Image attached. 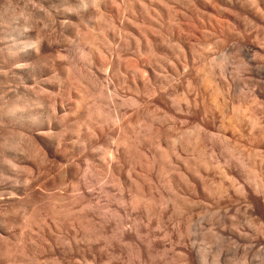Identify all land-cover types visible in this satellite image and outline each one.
Listing matches in <instances>:
<instances>
[{
  "label": "rangeland",
  "instance_id": "obj_1",
  "mask_svg": "<svg viewBox=\"0 0 264 264\" xmlns=\"http://www.w3.org/2000/svg\"><path fill=\"white\" fill-rule=\"evenodd\" d=\"M44 1L42 0V2H41V0H0V21H3V19L4 20L8 19V17L10 15H12L13 13H15L16 11H24L28 16L30 15L31 17H34V21L36 20L35 21L36 26L30 25V27L29 26H27V28L25 27L26 30H24V29L22 30V31H25V32H22V34L24 33L23 37H24V35H28V32H29V34H31V33L35 34V32H37V30H39V31L41 30L40 31L41 33H43L44 35H46L50 38H51V36H53V38H54V36L55 35L58 36V34L61 35V32L64 30L65 27H67L66 23H69V21L67 20L66 13L64 14L62 12L63 6L59 7L61 5V3L58 2L57 0L54 1V4L51 2L48 3L49 1L47 2L46 0H44ZM53 5H55V7H53ZM49 7H51V8L53 7L54 9L52 8V10H51ZM56 7H58V8L56 9ZM39 9H41V10H39ZM48 9H50L54 14V15L52 14L53 19H51V20L47 19L46 16H44V15H46L47 11H49ZM45 10H47L46 13H44ZM54 10H56V11H54ZM58 11H59V13L60 12L61 13L58 14ZM37 16H39V17L36 18ZM40 16H42V18ZM21 17L22 18H20V16H18V18L16 17L15 20H17V21H15V20L14 21L16 23L20 22L19 24H23L26 20V17H25V15H21ZM52 17H50V18H52ZM19 18H20V20H18ZM106 18L109 20V18L106 15L102 16V18H101V19H103L104 23H106L108 21V20H106ZM39 22H41V24ZM49 22H51L53 27H55V28H53L51 23H49ZM62 23H64V24H62ZM60 24H62L61 25L62 28L60 27ZM48 26H49V28H48ZM31 27H34V28H31ZM42 29H43V31H42ZM0 31H1V27H0ZM51 31H53V32H51ZM50 34H51V36H50ZM0 39H1L0 40V49H3L9 43H8V41L7 42L5 41V40H7V38H4V39L0 38ZM3 41H5V42H3ZM250 41L252 43H250L249 41H248V43L253 44V45L257 44L256 42H258L256 40L254 42V39H250ZM2 43H3V45H2ZM60 43L61 42H59V44ZM72 43L71 42L67 43V41L65 39L63 44L59 45L57 43H54V48L59 50L60 48H62L63 45H64L63 47H67V45H70ZM260 43H261L260 49L262 48L263 50L262 49L261 50L259 49V50L264 55V43H262V42H260ZM81 45L86 47L87 43L85 42ZM247 51L248 50L244 51L243 54L239 53L240 54L239 56L230 58V62H229V68L230 69L228 68V70H227L226 80L228 79L227 82H229V81H231V82L229 83L230 87L227 86L228 85V83H227L225 88H224L223 84H221V78H220V75L218 73H216V75H215V73L214 74L212 73L213 76H209V77H208V74H206V72L202 73V74H205V76L207 78L204 76V80L199 81L198 76L200 73L198 72V70L195 71V69H197L195 67H194V69L190 68L189 70H187L188 73L186 72V70H184V72H183V70H181V71H179L180 74L179 73L176 74L175 73L176 71L175 72L171 71L172 69L170 67L168 68V66L166 67V70H168V71L163 70L165 68H163V69L156 68L157 71L159 70V72H156V73H159V75H155L156 70H155V67H153L154 68V72H153L154 75L150 76L151 78H149L148 83L143 88V90L146 88L145 89L146 91L145 90L143 91L142 89L138 90V89H136V87H133V88H135V90L133 88H132L133 90L129 89L126 85V82L124 84L123 80H121L123 77V76H120L121 73H118L119 75L116 78L118 80V83H120V85L118 84V91L120 93L118 92L119 94H118V99L116 102L115 111H117V113L120 117H119V120L116 122L117 125L115 123L114 124L115 126H113L114 128H112L111 124L108 121H106V119H107L106 116L108 115L107 110L108 111L111 110V107H112V106L108 105V103H107V102H109V99L107 97H105L107 95L103 94V92L102 93L96 92L97 89L99 88L98 84L101 83L100 81L104 80L106 75L104 76L103 74L98 73L96 71L97 68L93 67L95 73L96 74L98 73L97 78L91 77L90 74H88L89 75L88 77H86L85 75H84V77L83 76L79 77L77 75L78 74L77 72L79 70H84V66L82 65L83 60H81V57L79 56V54H77L78 53L77 51H75L76 52L75 55L74 54L71 55L72 59L70 58L69 54H66L63 51L62 52L60 51L59 54H60V56L62 54L63 57L62 56L60 57L59 54L56 53L53 55H46V56H44V58H42L43 60L40 59L38 62L37 61L33 62V60L32 61L30 60V63H29L26 61L30 65L32 64V66L28 65V66H30V68L28 67L30 70L26 71L24 69V72H22L23 70H16V69L14 70L16 65H14L12 62H9L7 59L3 58L1 55L2 50H0V70H2V72H0V110H1L0 111V116H1V119H0V121H1L0 122V136L1 137L3 134H5L6 131H9L10 129L11 130L14 129V126L12 124V123H14V120H12V116H10V115L7 116V114H6L7 120L5 117H2L3 115L5 116V113H4L5 109L4 108L7 109L10 106V102H11L10 96H12V94H13L12 91L15 92V90H16L15 88L17 86H19L20 83H23L26 80L25 78L31 79V77H32V79L30 81L33 84L31 82L28 83L29 85H31L30 90L33 91V94H35V92H36L37 96H39L41 98L42 96L38 95L39 90L36 86L38 84L37 83L35 84L36 81L33 80L36 77H37V79L38 78L39 79L44 78V76L43 77L37 76V75H39L38 73H40L38 69L41 68L42 71H46L45 69L49 70V68H50L49 71L51 72V70H52L53 71V72H51L52 74H55L56 72L59 74L60 73L59 70H61V68L63 67V68H65V71L67 74L66 76H68L67 79L65 78L66 79V81H65L66 85L69 86L68 89L73 88L72 89L73 95L80 96L78 94H81V96H82V99H80V101L82 103L77 101L76 98H74V97L73 98L71 97L72 100L70 99L69 102L72 101L71 105L74 108H76L77 111L81 110V109H82V111H80V112L76 111L72 115L66 116L68 119V120H64L65 122L67 121L66 123H63L64 121L63 122L61 121V124H60V122H58L59 124H57V121H59V118L57 119L58 113L55 112V110L57 111L60 108L61 99H60V97H58V100L56 98V103H55L54 99L49 97V96H48L49 99H46L47 97L45 96V98H44V96H43V99H44V100H42L43 104L41 103V106L42 105L43 106L42 107L40 106L41 107L40 110L42 111V109H44V111H46V112H48V111L52 112L54 110V112H53V113H55L54 117H53L54 119H52L54 123L52 122V125L56 123V125L61 127L63 130L65 129L66 135H67L66 138L74 139V137H71V135L72 136L78 135V136H75L77 138L76 140L81 142V141H83L84 138H86L88 136V134L91 132V130L94 129L96 132H98V134L100 133L101 135H102V132H104L102 135L103 138L101 137L102 139H104L106 137V135H108V133H110L111 130H113L115 133H117L115 135H117V138L120 139V143L118 144L119 146L117 145L118 147L116 146L115 151H114L116 161L114 162L115 163L114 164L115 167L113 169L114 172L113 171L111 172L113 174L110 173L111 176H109L108 172H107L108 174L106 173V171H108L106 168L97 167L98 165L93 163V162L90 163V166L93 168L91 170V171H93L92 172L93 176H92V174H90L92 177L90 175H88L87 177H89V178H87V180L90 181V184L92 186L90 185L87 188L89 190H92L91 193H88V191H89L88 189L87 190L84 189L85 187H84V184H83L84 182L82 179V171H83L84 166L80 167L81 171L77 168V171L73 177V181L78 182L79 186L83 187V188H81V190L84 193L82 195L79 194V196H78V194L76 195V192L73 193L74 191L72 189L73 188L72 182L70 183V180H68V179H67V181H68L67 184H69V185H66L67 189H65V188H64L65 190L59 189L62 193L57 192L58 194H55L56 192L51 190L52 191V193H51L49 188H48V190H49L48 192L50 193V195L51 194H52L51 196L57 195V197L52 198L51 196H47L48 193H47V189L45 188L46 187L45 185L42 186L43 187L42 191H41V188H38V186L44 184L48 179L49 175L47 174L48 173L47 170H45L47 166L44 164H43V166H41L42 164L40 162L39 163L37 162L38 165L40 164L41 167L38 166L36 164L35 158L33 159L32 157H31L32 159L30 158V160H29V164H31V161H32L33 164H31V165H37L41 169L40 175L42 176V174L43 175L47 174V177L43 176V178H41L42 179L41 180L40 175L38 174L39 168L37 169V167L35 169H33V173H32V171L27 172L28 169H25V171L22 172L21 170L23 169V167H22L23 165H21V163H18V161H17L18 164L16 163L15 165H18V166H16V168L14 166V170H15L16 174H14L12 176V174H13L12 172H14V170H12L11 171L12 174H11L10 178L8 177V179H10V180L7 181L8 179L4 178L7 176H5L4 173H3V175H1L2 171H3L2 167L4 166V168H5L4 170H7L8 169L7 167L11 168L14 164L11 165L8 163L10 165L9 166L3 162L4 161L3 158L4 157L7 158L10 154V151L5 152V151H1V149H0V160H1L0 162H3L2 166L0 165V170H1L0 171V180H1L0 181V196L2 195L0 197V207H1L0 211L1 212L3 210L6 211L5 213L4 212L0 213V215L2 214L1 215L2 217L0 216V220H1L0 225H2V223H3L2 227L5 225L3 227V228H5V234L0 232V234H1L0 235V237H1L0 238V250H1L0 251V257H1L0 258V264H88L89 262H91L89 264H108V263L109 264H139V263H141V264H196L195 263V257L192 256L193 254L190 250L191 244H194L195 246L204 250L206 252V254L209 256V261H214L213 259H215L218 264H240L243 261H246L248 264L249 263L250 264H264V190H262V189H264V186H263V184H264L263 183V181H264V143H263L264 140H262V138H261V135L259 133L260 130L259 131H258V129H253L252 131L250 130V124L253 123L252 122L253 120L254 121L256 120V119H254L256 117L255 116L256 115V105L249 102V100H247L246 98L244 99V97H243V94L245 96V92H247L245 90L250 89L251 85L255 86V88H257L255 84L254 85L252 84L254 82L253 79L255 78V81L258 80L261 73H263V74H262V76H260V79H261V81H264V78H263L264 77V67L261 66V69L257 70L258 72L256 71V75H255V73L252 74L254 72V71H251L252 69L250 70L248 68L241 67L240 62H245L246 64H249L250 60H251L250 62L255 60L253 57V53H251L249 51L247 52ZM54 55H56V56H54ZM51 56H53V57H51ZM57 56H58V58L60 57V59L55 58ZM65 56H66V59H65ZM73 56L75 58H73ZM153 56H154V54L152 55V57ZM155 56H154V58H156ZM90 57L92 59L100 61V62L104 61L103 62L104 64L108 63V61H110L109 58H107L105 56H101V55L98 56V54H96V53H91ZM162 57H163L162 60H164V61L166 59L167 60L171 59V58H168V56H162ZM52 58L55 59V61ZM63 58L65 60H63ZM77 58H80V59H77ZM124 58L129 59L130 57L122 56V58L120 59L122 61H119L118 58L114 59V61L116 60L117 65L124 68V66L128 65L129 61H130V60L129 61L127 60L128 62H125L126 59H124ZM180 58H182L181 59L183 61L182 63H184V57H180ZM3 59H5V60H3ZM49 59H52V60H49ZM73 59H74V61H73ZM71 60L73 61V63H75L76 61H78V63H75V65H74L73 63H71ZM24 61L25 60L19 59L17 63L19 65L20 64L23 65L24 63H26ZM59 61L62 64H60ZM79 61H80V63H79ZM124 62L127 64L125 65ZM165 62L167 63V61H165ZM2 63H4L5 65ZM46 63H48V64L50 63L49 64L50 66ZM131 63H133V62L131 61ZM131 63H130V65H131ZM201 63H202V60H201ZM201 63H200V59H198L197 64L199 65ZM207 65L208 64H206L204 67L201 65L203 67V68L202 67L201 68L204 69L206 67L205 70L208 71V73H210L209 72L210 69H208L209 65L208 66ZM226 65L228 66V64H226ZM55 66H56V68H55ZM73 66L76 68H74ZM77 66H79V67H77ZM43 67H45V68H43ZM161 70H162V72H161ZM18 71H21V73ZM70 71H72L71 72V73H73L72 75H70V73H69ZM75 71L77 74L75 73ZM7 72H8L9 76L5 77V76H7V74H6ZM3 74H6V75H3ZM18 74H20V75H18ZM212 74L210 73L209 75H212ZM2 75L4 77L1 78ZM162 75H164V76L166 75V77L164 78V76H162ZM168 75H170V76H168ZM33 76H34V78H33ZM120 77H121V79H120ZM160 77H162L163 80ZM249 77H251V78L254 77V78L251 80ZM78 78H79V80H78ZM155 78H159V79H155ZM256 78H258V79H256ZM7 79L9 80V82ZM23 79H25V80L23 81ZM91 79H92V81H91ZM153 79L155 82L153 81ZM260 79H259V81H260ZM250 80L253 82L250 83L249 82ZM70 81L72 83H70ZM80 81H82V83ZM162 84H163V86H162ZM70 85H71V87H70ZM83 85H84V88L82 87ZM244 85L247 88H245ZM85 86H86V88H85ZM94 86H96V87L94 88ZM19 87H21V85ZM19 87H17V88H19ZM80 89H81V91H80ZM124 89H126V91ZM252 89H250V90H252ZM86 90H88V91L86 92ZM228 90L231 91L230 94H229L230 91H228ZM37 91H38V93H37ZM234 91H235V93H234ZM243 91H245V92H243ZM6 92H8V93H6ZM75 92L78 94H75ZM129 92H130V94H129ZM146 92H147V94H145ZM151 92H152V94H151ZM226 93L229 95H228L227 100H226V98L224 100V97H227ZM45 94H43V95H45ZM102 94H103V97L101 99L100 95L102 96ZM150 94H151V96H150ZM129 97H131V99L134 98L135 101H137L136 102L137 104L136 103L134 104L133 101L130 104L131 100ZM127 98H129V99H127ZM59 100H60V102H59ZM50 101L52 102V104ZM125 101H128V102H125ZM49 103L51 105H49ZM78 103L81 105L79 106ZM84 103H85V105H84ZM139 104H140V106H139ZM101 105H103V106L101 107ZM133 106H135V107H133ZM136 106H139V107H136ZM262 106L264 107V105H262ZM147 107H149L150 109ZM131 108H133V109H131ZM142 108H144V109H142ZM119 109L121 111H119ZM159 110L161 113L159 112ZM102 111H104V112H102ZM162 111H163V113H162ZM98 112H100V113L98 114ZM83 113H84L85 117H83L84 115L82 116ZM87 113H89V114L87 115ZM91 113H93V114H91ZM56 114H57V116L55 117ZM75 114H77L76 118H74ZM131 115L132 116L134 115V116L132 117ZM79 116H80V118H79ZM126 116H127V118H126ZM129 116H130V121L128 118ZM9 117H10V119H9ZM81 117H83V118H81ZM86 117H87V120H86ZM105 117H106V119H105ZM92 118H93V120H92ZM138 118L141 120H137ZM80 119H83V120H80ZM159 119H160V121H159ZM77 121H78V123H75ZM122 121L124 122V124H121V123H123ZM3 122H4V124H3ZM83 122H84V125L82 126ZM94 122H96V123H94ZM73 123H74V125H73ZM108 123H109V125H108ZM91 124L94 126L92 127ZM143 124H145V125H143ZM103 125H105V128ZM131 125H132V127H131ZM3 126H4V128H3ZM65 126H66V128H65ZM75 126H77V127H75ZM133 126L135 127L134 129H133ZM172 126H174V127H172ZM80 127H83V128H80ZM88 127H89V129H88ZM108 127H110L109 130H108ZM102 128H104V129H102ZM190 128L193 130L194 129L197 130V131H195V130L191 131V134H193L194 138H192L191 134L188 133V132H190ZM198 128H200L201 130ZM69 130H71V131L73 130L74 135ZM94 130H93V132H94ZM98 130H100V131H98ZM187 130H189V131H187ZM198 130H199V132H202V133H198ZM145 131H146V133H145ZM242 131H243V133H242ZM105 132H106V135L104 136ZM186 132L188 133L187 136L190 134L189 136L191 137V140L194 141V142L191 141V144L188 142H187L188 144L186 143V141H187ZM194 133L197 135L195 136ZM217 135H218V137H217ZM176 136L179 137V139L181 137L183 142L180 139L177 143H174V146H173V144H170L171 143L170 140H173ZM199 137H200V139H199ZM125 139H126V141H125ZM157 139H159V141ZM104 144H106V142L103 140L101 145L105 146ZM184 144H185V146H184ZM195 144H196V146H195ZM186 145H187V148H186ZM191 145H192V147H191ZM172 146H173V150H171ZM193 147H194V149H193ZM124 148H126V149H124ZM168 148H169V150H168ZM116 149H118V150H116ZM166 149L168 150V151H166L167 154H165L167 156H164V158L165 159L167 158V159L166 160L163 159L164 160L163 161L162 160L163 157H161V159H160V150L165 151ZM116 151H118V152H116ZM173 151H175V155H181V156H177V157L174 156ZM177 151H179V152H177ZM176 152H177V154H176ZM229 152H234L235 155H233V157H232L233 159H231L232 161L230 160L231 162H229V160L226 162V160H224V158L226 159L227 153L229 154ZM125 153H126V155H125ZM7 154H8V156H6ZM6 158H4V159H6ZM140 158H142V159H140ZM195 158H196V160H194ZM187 159H188V161H187ZM135 160H137V161L135 162ZM171 160L174 163H176L177 166H180L181 168L179 169V167L176 166V167H174V170L173 169L169 170L170 165H171ZM181 160L183 161L182 163H180ZM167 161H168V163H167ZM189 161H190V163H189ZM185 162H188V163H185ZM241 162L243 163V165ZM238 163H240V164H238ZM176 164H174V166ZM187 164L189 166H191L193 171L196 170V172L194 171L195 175L197 173V176H198L202 173L203 176H202V174L198 177L196 176L197 179H195V181H192L189 179L190 180V182H189V180L186 179V176L188 178V173L190 172L189 170L191 168ZM185 165H187L188 167H186ZM206 165H207V167H206ZM44 166H46V167H44ZM240 166H242V167H240ZM17 167H18L17 171H20L18 173L16 172ZM20 167L22 168L21 170H19ZM42 167L44 169H42ZM131 168H133V169H131ZM141 168H143V169H141ZM162 168H164V169H162ZM187 168H188V170H186ZM177 169H179V170H177ZM8 170H7V172H8ZM128 170H129V172H127V173H130V175H131V177H130V175H128L131 178V182H129V184H131V185H129V186L122 181H121L122 182L121 183L119 180L120 172L128 171ZM160 170L162 172H160ZM163 170H164V172H163ZM198 170H199V172H198ZM42 171H45V173L46 172L47 173L44 174ZM137 171H138V173H137ZM224 171L228 172V174H227L228 176L226 175L227 172H224ZM3 172H5V171H3ZM149 172H150V174H149ZM151 173H152V175H151ZM161 173H163V174L161 175ZM28 174H29V176H28ZM181 174L183 177L181 176ZM183 174H185V176ZM15 175H16V178L19 177L17 179H20V180L21 179L24 180L23 177H25V176L27 178L31 176L30 179L28 178L29 180H31V184H30V181L26 182L28 179L27 180L25 179L24 181L18 180L19 182H23V183L26 182V183H24L26 185H27V183H29L28 187H31V188L24 186L25 187L24 190L26 189L25 190L26 192L22 191V193H25V195L21 193V195L19 194V197L21 196V197H23L22 199L25 198L27 201L30 199L31 200V201L29 200L30 202H26V200L24 201V200L18 199L19 197H18V195H16L18 193H16L14 190L11 191L12 189L9 187V183H11L10 181L12 180L13 177H15ZM34 175H36V176L34 177ZM144 175L145 176L147 175V176L145 177ZM2 176H4L3 179H2ZM104 176L105 177L108 176L107 177L108 179H113L115 181L108 182L107 180H105ZM253 176H254V178H253ZM20 177H22V178H20ZM33 177H34V179L36 178L37 183H35L34 179L32 180ZM44 177L46 178L45 182H44V179H45ZM206 177H208V178L206 179ZM227 177L230 179H227ZM16 178H13V179H16ZM80 178H81V180H79ZM144 178H145V180H144ZM235 178H237V179H235ZM38 179H40L39 183H41V184L38 183ZM205 179L207 180L208 183L206 182ZM255 179H256V181H255ZM4 180H6L7 184H5L6 182L4 183ZM151 180H153V181H151ZM235 180H237V182ZM40 181H43V182H40ZM183 181H185V182H183ZM32 182H33V184H32ZM100 182H101V184H100ZM132 182H134V183L132 184ZM113 183H114V185L111 186V184H113ZM168 183H170V184H168ZM4 184H5L6 188H5ZM102 184H104L106 187ZM172 184L174 187L172 186ZM188 184H189V186H188ZM194 184L197 187L194 186ZM203 184L204 185L206 184V185L202 187ZM21 185H23V184L21 183ZM107 185H110V186L107 187ZM137 185H138V187H137ZM149 185H150V187H148ZM35 186H37V187H35ZM100 186H101V188H100ZM7 187H9V188L7 189ZM34 187H35L36 191L33 190ZM134 187H137V188H134ZM188 187H190V191L188 190L189 189ZM204 188H205V191H203ZM242 188H244V189H242ZM9 189H11V190H9ZM29 189H32V190H29ZM101 189L103 190V192ZM37 190H39L40 192ZM122 190H124L123 193H121ZM150 190H152V191H150ZM5 191H6V193L8 191V193L7 194L3 193ZM27 191H29V192H27ZM64 191H66V192H64ZM71 191H72V194H71ZM12 192H15L14 194L16 195V197H14L15 195H13V196L11 195ZM33 194H36V199H35V195L33 196ZM104 194L105 195L107 194L108 196L107 195L105 196ZM121 194L124 196V197H122L124 201H120L118 199V197L121 196ZM145 194H146V196H145ZM173 194H175V195H173ZM58 195H59V197H58ZM199 195L201 198L199 197ZM7 196H8V198H7ZM28 196L29 197L31 196V197L27 198ZM32 196H33V199L36 200V201L33 200V201H35L34 203L32 202ZM40 196H42V197H40ZM86 196L88 199L93 198L92 200L94 202L96 200L95 204H98V206L100 204L99 207H101V210L105 209L103 212L108 213V214L106 213L107 217H108L107 220L110 218V221H107V222L110 223V225H108L107 222L105 223L106 225L99 222L100 221V219L98 218L99 216L95 215L96 213H93V211L85 208L86 207L85 206L86 201H87V198H85ZM114 196H116V197H114ZM133 196H135V198L138 199L137 205L140 204L139 206H137V205L133 206L130 204V200ZM3 197H5V198H3ZM43 197H45V198H43ZM49 197H51V198H49ZM60 197L61 198L64 197L66 199L65 200L60 199ZM107 197H108V199H107ZM177 197H178V199H177ZM187 197H188V199H187ZM39 198H40V200H39ZM54 198H55V200H54ZM56 198L60 199V201L63 203V206L60 205L61 202H58ZM98 198H99V200H98ZM109 198H110V200H109ZM85 199H86V201H84ZM117 199L119 200L120 203L119 202L117 203ZM16 200H20L21 202L23 201L24 203H30V204L32 202L33 204L31 206L27 204L28 206H30V208L27 207V205H25V204H24L25 206L22 205L20 207V209L22 207L25 208L24 210H27L29 208L27 210V212L22 210L23 212L20 211V214H19V212H17L18 216L16 215L13 217L12 215L16 214V209H15V213H14V210H11V209H13L12 208V206L14 205L13 202ZM62 200H64V201H62ZM150 200H152V201H150ZM48 201H50V202H48ZM9 202H10V205L8 204ZM56 202H58L59 204ZM77 202H81V203H77ZM107 202L108 203L110 202V204H108ZM122 202L123 203L125 202V204H123ZM160 202H163V203H161L162 206H160L161 205V204H159ZM3 203H4V205L6 203L9 205V207H11V208H9L7 205H5L8 207L7 209L10 210V213L6 209V207L3 206ZM186 203L187 204L189 203V205L187 206ZM57 204H58V206H57ZM122 204L125 206L124 209L122 207L123 206ZM147 204H148V207H147ZM33 205H35V207ZM82 205L85 207L82 208ZM31 207H32L33 211L31 209ZM38 207H39V209H38ZM136 207H138V209ZM34 208H36V209H34ZM80 208H82V209H80ZM84 209H85V211H84ZM117 209H121L120 214H115V211ZM164 209H167V210H164ZM35 210L37 212H34ZM80 210L83 214L80 212ZM123 210H125V211H123ZM134 210H136V211H134ZM7 211H8V213H7ZM146 211L149 212V214H147ZM11 212H12V215H11ZM110 212L112 213V215L114 214L113 215L114 219H112V215L109 214ZM3 213L4 214H6V213L10 214V216H12V217H10L6 214L8 216L6 218V215H4ZM29 213H30V215H29ZM31 214L33 216H31ZM121 214H122V216L120 217L119 215H121ZM22 215L24 216V218H22L23 217ZM26 215H28V217ZM83 215H84V217H83ZM17 217H18V219H17ZM93 217H94V219H93ZM148 217H149V219H148ZM3 218L5 220L7 219L6 220L7 222L4 221ZM13 218L15 220H12ZM47 218H48V220H47ZM120 218L121 219L123 218L125 221V222H123V219H122V226L118 225V221ZM31 220H34V221L32 222ZM13 221H15V222H13ZM30 221H31V223H30ZM43 221H45V222L43 223ZM139 221H140V223H139ZM143 221H144V223H143ZM134 222L138 223V224H136L137 229H138V230H136V232L134 229L135 227L133 228V226H132L133 224H135ZM5 223H7V225ZM28 223H30V227H29ZM188 223L190 224L189 230L187 229ZM21 224L23 227L20 226ZM102 225H104V226H102ZM10 226L11 227L13 226V228L10 229L11 228ZM31 226H32V228H31ZM21 227H22V229H21ZM43 227H45V228H43ZM159 227H161L162 229ZM191 227H192V229H191ZM29 228H30V230H29ZM41 228L44 230H42ZM128 228H129L130 232H128V235L126 237H124L122 241H120L119 233L121 232V230L126 231V229H128ZM19 232H20V234H19ZM21 232H22V234H21ZM25 232L28 234H26ZM139 234H140V236H139ZM182 235L184 238L182 237ZM5 237H8L10 239L8 240V238H5ZM181 237L183 239H181ZM194 237H195V239H194ZM111 238H113V240H111ZM162 238H163V240H162ZM156 239H158V240H156ZM193 239H194V241H193ZM8 242H9V244H8ZM179 242H180V244H179ZM150 246H151V249H150ZM181 246H183V247H181ZM186 246H187V248H186ZM12 248H13V250H12ZM77 251H78V253H77ZM183 253L186 255H184ZM181 254H183V255H181ZM43 255H45V256H43ZM54 259H55V261H54Z\"/></svg>",
  "mask_w": 264,
  "mask_h": 264
},
{
  "label": "bare ground",
  "instance_id": "obj_2",
  "mask_svg": "<svg viewBox=\"0 0 264 264\" xmlns=\"http://www.w3.org/2000/svg\"><path fill=\"white\" fill-rule=\"evenodd\" d=\"M44 1V0H43ZM48 3H53L54 4V1L55 0H46ZM58 2L61 3V6H63V13L67 15V20L69 21V23H66V26L67 27H63L64 30L61 32V35L58 34L54 36H51L48 37L46 35H44L43 33H41L39 30H37V32H35V34H29L28 32V35H24L23 37V34L22 32H25V31H22L23 29H25V27L27 28V26L30 27V25H35V21H34V17H31L30 15L28 16L24 11H16L15 13H11L12 15H10L8 17V19L4 20L3 21H0V27H1V33H0V38L4 39V38H7V40H5L6 42L8 41V45H6L5 43V47L3 49H0L2 50V57L7 59L9 62H12L15 66L14 70H23L22 72H24V69L27 71V70H30V66H32V64L30 65V60L33 62L35 61H39L40 59L44 58V56L46 55H53V54H56V53H60V51L62 52H65L66 54H69L70 55V58H71V55H75L77 51L79 54V56L81 57V60H83V66H84V70H79L77 73L75 71V73L81 77L84 75L86 77H88L90 74L91 77H94V78H97L98 76V73L100 74H103L105 76L104 80L100 81L101 83L98 84L99 85V88L97 89V93H102L103 94H106L108 99H109V102L108 105L112 106L111 107V110H107L108 112V115L105 117L106 121H108L112 128H114L113 126H115L114 124L119 120V115L117 113V111H115L116 109V102H117V99H118V94L120 93L118 91V84L120 85V83H118V80L116 77H118V73H121L120 76H123L122 79L120 77L121 80H123V83L125 84L126 82V85L129 89H132L133 87H136V89H142L146 86V84L148 83V80L149 78H151L150 76L154 75V68L155 67V70L156 68H159V69H163V70H166V67L168 66V68L170 67L172 70L171 71H176L175 73L176 74H180L179 71L183 70H189L190 68H197L195 69L198 70V72L200 73L199 76H198V80L199 81H203L204 80V76L205 74H202V73H205L208 74V77L209 76H213V74L215 73H218L220 75V78H221V84H223L224 88L225 86H229L230 82H227L228 79L226 80L227 78V70L229 68V62H230V58L232 57H236V56H239L240 54H243L244 51L248 50L249 52L253 53V57H254V61L250 62L249 61V64H246L245 62H240V65L241 67H244V68H248V69H252L251 71H254L252 74L255 73L256 75V71L261 69V66L264 67V55L263 53L260 52V42L264 43V0H57ZM11 2V1H10ZM13 2V1H12ZM42 2V0H41ZM45 2V1H44ZM57 2V3H58ZM59 3V4H60ZM50 5V4H49ZM48 5V6H49ZM42 6V5H41ZM45 6V5H44ZM51 6V5H50ZM57 6V5H56ZM53 7H55V5H53ZM52 7V8H53ZM38 8V7H37ZM46 8V7H45ZM51 10L52 8L49 7ZM58 7H56L57 9ZM48 9L49 11L45 10L44 13H46V18L51 20L53 19L52 17V14L53 12ZM54 9V8H53ZM37 10V9H36ZM41 10V9H39ZM15 11V10H14ZM28 11V10H27ZM31 11V10H30ZM56 11V10H54ZM41 12V11H40ZM43 13V12H42ZM55 13V12H54ZM61 13V12H60ZM59 11H58V14H60ZM63 14V15H64ZM21 15H25L26 17V20L23 24H19L18 22L16 23L15 21V18L18 16L21 17ZM37 15V14H36ZM41 15V14H40ZM54 15V14H53ZM106 15L109 20L106 18V20H108L106 23H104L102 16ZM56 16V15H55ZM58 16V15H57ZM24 17V16H23ZM39 16H37L36 18H38ZM42 18V16H40ZM52 17V18H50ZM20 18L18 20H20ZM35 18V19H36ZM44 18V17H43ZM45 18V19H46ZM62 18V17H61ZM104 18V17H103ZM44 19V20H45ZM46 19V20H47ZM15 20V21H14ZM103 21V22H102ZM56 22V21H55ZM41 24V22H39ZM45 23V22H44ZM51 23V22H49ZM56 24V23H55ZM64 24V23H62ZM60 24V27L61 25ZM44 25V24H43ZM47 25V24H46ZM52 25V23H51ZM36 26V25H35ZM44 27V26H43ZM53 27V25H52ZM31 28H34V27H31ZM49 28V26H48ZM55 28V27H53ZM62 28V27H61ZM47 29V28H46ZM52 29V28H51ZM50 29V30H51ZM57 29V28H56ZM53 30V29H52ZM43 31V29H42ZM46 31V30H45ZM33 32V31H32ZM53 32V31H51ZM48 33V32H47ZM59 33V32H58ZM46 34V33H45ZM67 41V43L69 42H73L72 44L70 45H67V47H63L60 48L59 50L58 49H55L54 48V43H57L59 44V42H61L60 44H63V42ZM250 39H254V42L255 40L258 41L256 42L257 44H250L252 43L250 41ZM1 40V39H0ZM64 40V41H63ZM3 41V42H5ZM63 41V42H62ZM248 41L250 43H248ZM260 41V42H259ZM54 42V43H53ZM87 43V46H83L81 44L83 43ZM253 42V43H254ZM59 44V45H60ZM3 45V43H2ZM56 45V44H55ZM58 45V46H59ZM263 45V44H262ZM66 46V45H65ZM62 49V50H61ZM260 49V50H259ZM263 50V49H262ZM247 51V52H248ZM263 52V51H262ZM91 53H96L98 54V56H105L107 58H109L110 61H108V63H103V62H100V61H97V60H94L92 59L90 56H91ZM240 53V54H239ZM57 54V55H58ZM154 54V56L156 58H154V56L152 57V55ZM248 54V53H247ZM56 56V55H54ZM60 56V54H59ZM62 56V54H61ZM60 56V57H61ZM78 56V57H79ZM96 56V55H95ZM122 56H126V57H130L129 59L128 58H124L126 59L125 62H128L129 60V64L126 65L127 63L124 62V64L126 66L121 67L119 65H117V61L115 62L114 59L118 58L119 61H122L120 60L122 58ZM162 56H168V58H171L169 61L166 59L165 61H167V63L162 60ZM53 57V56H51ZM50 57V58H51ZM60 57L58 58L55 57V58H58L60 59ZM63 57V56H62ZM180 57H184V63H182L183 61L181 60L182 58ZM47 58V57H46ZM73 58H75L73 56ZM100 58V57H99ZM134 60H133V59ZM3 59V60H5ZM19 59H22V60H25L24 62H29V63H24L23 65L22 64H18V60ZM48 59V58H47ZM53 59V58H52ZM52 59H49V60H52ZM62 59V58H61ZM65 59H66V56H65ZM63 58V60H65ZM72 59V58H71ZM77 59H80V58H77ZM96 59V58H95ZM165 59V58H164ZM180 59V60H179ZM200 59V63H201V60H202V63L201 64H197V60ZM2 60V61H3ZM29 60V61H28ZM43 60V59H42ZM55 61V59H53ZM80 60V61H81ZM128 60V61H127ZM229 60V61H228ZM1 61V62H2ZM45 61V60H44ZM48 61V60H47ZM61 61V60H60ZM59 61V63H60ZM68 61V60H67ZM70 61V60H69ZM74 61V59H73ZM73 61L71 60V63H73ZM79 61V63H80ZM131 61L133 63H131ZM164 61V62H163ZM6 62V61H5ZM46 62V61H45ZM49 62V61H48ZM63 62V61H62ZM228 62V63H227ZM8 63V62H7ZM32 63V62H31ZM55 63V62H54ZM68 63V62H67ZM75 63H78V61H76ZM75 63H73L75 65ZM119 63V62H118ZM121 63V62H120ZM131 63V65H130ZM166 63V64H165ZM4 64V63H2ZM48 64V63H46ZM50 64V63H49ZM48 64V65H49ZM62 64V63H60ZM59 64V65H60ZM70 64V63H69ZM206 64L209 65L208 69H210V73L212 75H209L210 73H208V71L204 69H202ZM228 64V66L226 65ZM5 65V64H4ZM30 65V66H28ZM34 65V64H33ZM44 65V64H43ZM52 65V64H51ZM55 65V64H54ZM81 65V66H82ZM203 67H202V66ZM207 65V66H208ZM50 66V65H49ZM227 66V67H226ZM29 67V68H28ZM34 67V66H33ZM47 67V66H46ZM65 67V66H64ZM74 67V66H73ZM79 67V66H77ZM93 67L97 68V74L95 73ZM202 67V68H201ZM262 67V68H263ZM35 68V67H34ZM45 68V67H43ZM48 68V67H47ZM56 68V66H55ZM63 68V67H62ZM60 71V73L58 74L57 72L55 74H52L51 72H53L51 70V72L49 71L48 69H45L46 71H42L41 68H39V72L38 73L39 75H37L38 77H43L44 78H34L33 76V80H35V84L37 83L38 85L37 88L39 90V93L38 95L42 96L41 98L39 96H37L36 92L35 94H33V91H31V85H29L28 83L31 82L30 80L31 79H23V83H20L21 87L19 88H15V92L12 91V96L11 97V102H10V106L8 107L7 105V109L4 108V113H5V116L3 115L2 117H7L8 115L12 116V120H14V123L13 126H14V129L13 130H9V131H6L5 134L2 135V137L0 138V149L1 151H7L9 152L10 151V154L8 156V154L6 156H8L6 159L3 158V162L6 163L7 165L9 164H14L11 168L7 167L8 169V172L7 170H4V166L1 168L3 171H2V174L3 173L5 174V176L7 177H4L2 176V179L3 177L6 179H8V177L10 178L11 174L12 176L15 173V170H14V166L16 168V166L18 165H15L18 161V163H21V165H23V169L20 167L19 170H21L22 172L25 171V169H28L27 172H31L33 173V169H35L37 167V169L39 168L38 166H40V164L38 165V163L40 162L44 167H46L45 170H47V174L49 175L48 176V179L47 181L45 182L46 178L47 177V174L45 173V171H42L44 174L46 175H43L42 176L40 175L41 172H40V168L38 169L39 170V175H40V179L43 178V176H45L44 178V184L38 186V188H41V191H42V186L45 185L44 187L47 189V193L48 195L47 196H51L50 193L48 192L50 190V192L52 193L51 190H53L54 192H56L55 194H58L57 192H61L59 189L61 190H65L67 189L66 188V185H69L67 184V179L70 180V183L72 182V185H73V193L76 192V195L79 194L82 195L84 194L83 191L81 190V188L83 187H80L78 182H74L73 181V177H74V174L76 173L77 171V168L81 171V168L82 166H84L83 168V171H82V179H83V184H84V189L87 190L91 184H90V181L87 180V177L88 175L92 174L93 176V171H91L93 168L90 166V163H95L97 164L98 166L97 167H104L106 168L108 171H106V173L108 172L109 173V176L110 173L113 171L114 167H115V154H114V151H115V147L120 143V139L117 138V133H115L113 130L110 131V133H108V135H106V132L104 134V136L106 135V137L104 139H102V135L104 132H102V135L98 132H96L94 129V132L93 130H91V134L89 133L88 136L86 138L83 139V141L79 142L78 140H76L77 138L75 136H78V135H75V136H72L71 137H74V139H71V138H66V131L65 129L63 130L61 127H59L58 125L53 124L52 125V122L54 119V110L52 112H46L44 111V109H42V111L40 110L41 107V103L43 104L42 100L43 99V96L45 98V96L47 97L46 99H49V97L53 98L55 103H56V98L58 100V97H60L61 99V102L59 100V102L61 103L60 104V108L55 112L58 113V117L57 119L59 118V121H57V124H59L58 122H60L61 124V121L63 122L64 120H68L66 116L68 115H72L73 113H75L77 111L76 108H74L72 105H71V102H69V100L71 99V97L73 98H76L77 101L81 102L80 99H82V96L81 94H78L75 92V94H78L80 96H77V95H73V91L71 88L68 89L69 86L66 85V79L68 76H66V71H65V68H63ZM67 68V67H66ZM69 68V67H68ZM76 68V67H74ZM73 68V69H74ZM82 68V67H81ZM4 69V68H3ZM8 69V68H7ZM6 69V70H7ZM121 69V70H120ZM230 69V68H229ZM9 70V69H8ZM12 70V69H11ZM37 70V71H38ZM54 70V69H53ZM56 70V69H55ZM70 70V69H69ZM170 70V69H169ZM35 71V70H34ZM36 71V72H37ZM68 71V70H67ZM168 71V70H166ZM0 72H2V70H0ZM21 73V71H18ZM72 71H70V75H72L73 73H71ZM156 72H159V70L155 71V75H159V73H156ZM162 72V70H161ZM182 72V73H183ZM258 72V71H257ZM263 72V71H262ZM14 73V72H13ZM188 73V72H187ZM229 73V72H228ZM261 73V72H260ZM7 76L5 77H8V72L6 73ZM6 74H3V75H6ZM15 74V73H14ZM27 74V73H26ZM25 74V75H26ZM41 74V75H40ZM75 74V75H76ZM170 74V73H169ZM186 74V73H185ZM250 74V73H249ZM251 74V75H252ZM263 73H261L260 76H262ZM1 76L4 77V76ZM20 75V74H18ZM28 75V74H27ZM69 75V74H68ZM76 75V76H77ZM108 75V76H107ZM117 75V76H116ZM171 75V74H170ZM168 75V76H170ZM174 75V74H173ZM172 75V76H173ZM218 75V76H219ZM32 76V75H31ZM161 76V75H160ZM164 76V75H162ZM179 76V75H178ZM197 76V75H196ZM254 76V75H253ZM259 76V75H258ZM260 76H259V79H260ZM22 77V76H21ZM166 77V75L164 76V78ZM174 77V76H173ZM186 77V76H185ZM206 77V76H205ZM215 77V76H214ZM12 78V77H11ZM23 78V77H22ZM21 78V79H22ZM66 78V79H65ZM71 78V77H70ZM162 78V77H160ZM171 78V77H170ZM207 78V77H206ZM213 78V77H212ZM251 80L254 78H251L249 77ZM264 78V77H263ZM10 79V78H9ZM69 79V78H68ZM74 79V78H73ZM82 79V78H81ZM80 79V80H81ZM84 79V78H83ZM119 79V78H118ZM155 79H159V78H155ZM258 79V78H256ZM256 80L255 81V78L253 79V81H249L250 83L253 82L252 84L256 85L257 88H255V86H252L251 85V88L252 90L250 89H247L243 92H245V96L243 94V97L244 99L246 98L247 100H249V102L253 103L256 105V117L254 119H256L255 121L253 120L252 124H250V130L252 131L253 129H258L260 135H261V138L262 140H264V107L262 105H264V81H260ZM6 80V79H5ZM8 80V79H7ZM11 80V79H10ZM38 80V81H37ZM79 80V78H78ZM77 80V81H78ZM85 80V79H84ZM163 80V78H162ZM161 80V81H162ZM22 81V80H21ZM75 81V80H74ZM83 81V80H82ZM82 81H80L82 83ZM89 81V80H88ZM92 81V79H91ZM120 81V80H119ZM152 81V80H151ZM150 81V82H151ZM154 81V79H153ZM246 81V80H245ZM3 82V81H2ZM7 82V81H6ZM9 82V80H8ZM11 82V81H10ZM16 82V81H15ZM79 82V81H78ZM90 82V81H89ZM96 82V81H95ZM155 82V81H154ZM164 82V81H163ZM18 83V82H17ZM16 83V84H17ZM32 83V82H31ZM70 83H72L70 81ZM80 83V84H81ZM122 83V82H121ZM33 84V83H32ZM78 84V83H77ZM72 85V84H71ZM70 85V87H71ZM89 85V84H88ZM94 85V84H93ZM232 85V84H231ZM247 85V84H246ZM250 85V84H249ZM248 85V86H249ZM35 86V85H34ZM77 86V85H76ZM122 86V85H121ZM148 86V85H147ZM153 86V85H152ZM163 86V84H162ZM240 86V85H239ZM84 88V85L82 86ZM96 86H94L95 88ZM230 87V86H229ZM245 87V85H244ZM3 88V87H2ZM82 88V89H83ZM86 88V86H85ZM123 88V87H122ZM121 88V89H122ZM148 88V87H147ZM162 88V87H161ZM223 88V87H222ZM247 88V87H245ZM33 89V88H32ZM120 89V88H119ZM128 89V90H129ZM135 90V88H133ZM132 89V90H133ZM146 89V88H145ZM144 89V90H145ZM151 89V88H150ZM149 89V90H150ZM165 89V88H164ZM232 89V88H231ZM11 90V89H10ZM32 92H30V91ZM34 90V89H33ZM126 91V89H124ZM131 90V91H132ZM143 90V91H144ZM154 90V89H153ZM225 90V89H224ZM227 90V89H226ZM81 91V89H80ZM88 90H86L87 92ZM130 91V90H129ZM137 91V90H136ZM146 91V90H145ZM230 91V90H228ZM119 92V93H118ZM140 92V91H139ZM8 93V92H6ZM47 95H46V94ZM82 93V92H81ZM142 93V92H141ZM154 93V92H153ZM156 93V92H155ZM228 93V92H227ZM227 97H224V100L226 98H228V95L231 93V91L229 92V94H227ZM235 93V91H234ZM45 94V95H43ZM103 94L102 96L100 95L101 99L103 97ZM130 94V92H129ZM147 94V92L145 93ZM152 94V92H151ZM150 94V96H151ZM224 94V93H223ZM242 94V93H241ZM10 95V94H9ZM84 95V94H83ZM98 95V94H97ZM3 96V95H2ZM99 96V95H98ZM120 96V95H119ZM142 96V95H141ZM224 96V95H223ZM184 97V96H183ZM97 98V97H96ZM130 98V104L131 102L133 101L134 104L137 102L135 101V99H131ZM127 98V99H129ZM45 99V100H46ZM52 99V100H53ZM87 99V98H86ZM107 99V100H108ZM126 99V100H127ZM183 99V98H182ZM9 100V99H8ZM72 100V99H71ZM75 101V100H74ZM129 101V100H128ZM128 101H125V102H128ZM3 102V101H2ZM46 102V101H45ZM44 102V103H45ZM51 102V101H50ZM85 102V101H84ZM47 103V102H46ZM77 103V102H76ZM82 103V102H81ZM52 104V102H51ZM49 103V105H51ZM79 104V103H78ZM137 104V103H136ZM141 104V103H140ZM139 104V106H140ZM9 105V104H8ZM56 105V104H55ZM81 104H79L80 106ZM85 105V103H84ZM41 106V107H40ZM45 106V105H44ZM47 106V105H46ZM78 106V105H77ZM78 106V107H79ZM103 105H101L102 107ZM139 106H136V107H139ZM150 106V105H149ZM172 106V105H171ZM49 107V106H48ZM135 107V106H133ZM44 108V107H43ZM47 108V107H46ZM106 108V107H105ZM104 108V109H105ZM108 108V107H107ZM149 108V107H147ZM2 109V108H1ZM55 109V108H54ZM81 109V108H80ZM133 109V108H131ZM144 109V108H142ZM150 109V108H149ZM47 110V109H46ZM89 110V109H88ZM98 110V109H97ZM96 110V111H97ZM1 111V110H0ZM82 111L81 110H78L77 112H80ZM94 111V110H93ZM119 111H121L119 109ZM104 112V111H102ZM160 112V110H159ZM165 112V111H164ZM3 113V112H2ZM85 113V112H84ZM84 113L82 114V116L84 115ZM100 112H98L99 114ZM125 113V112H124ZM161 113V112H160ZM163 113V111H162ZM7 114V116H6ZM78 114V113H77ZM77 114L74 115V118H76ZM86 114V113H85ZM89 113H87L88 115ZM93 114V113H91ZM107 114V113H106ZM138 114V113H137ZM148 114V113H147ZM79 115V114H78ZM102 115V114H101ZM156 115V114H155ZM57 116V114L55 115V117ZM92 116V115H91ZM132 116V115H131ZM134 116V115H133ZM132 116V117H133ZM147 116V115H146ZM85 117V115L83 116ZM81 117V118H83ZM124 117V116H123ZM158 117V116H157ZM80 118V116H79ZM91 118V117H90ZM127 118V116H126ZM129 118V121H130V116L128 117ZM165 118V117H164ZM0 119H1V116H0ZM10 119V117H9ZM8 119V120H9ZM89 119V118H88ZM103 119V118H102ZM149 119V118H148ZM167 119V118H166ZM176 119V118H175ZM5 120V119H4ZM7 120V118H6ZM52 120V121H51ZM78 120V119H77ZM80 120H83V119H80ZM79 120V121H80ZM86 120H87V117H86ZM93 120V118H92ZM100 120V119H99ZM137 120H141V119H137ZM158 120V119H157ZM163 120V119H162ZM10 121V120H9ZM71 121V120H70ZM147 121V120H146ZM152 121V120H151ZM150 121V122H151ZM160 121V119H159ZM1 122V121H0ZM13 122V121H12ZM56 122V121H55ZM67 122V121H66ZM65 121L63 123H66ZM82 122V121H81ZM86 122V121H85ZM123 122V121H122ZM181 122V121H180ZM217 122V121H216ZM215 122V123H216ZM54 123V122H53ZM62 123V124H63ZM75 123H78L75 122ZM90 123V122H89ZM96 123V122H94ZM93 123V124H94ZM99 123V122H98ZM108 123V125H109ZM144 123V122H143ZM160 123V122H159ZM176 123V122H175ZM185 123V122H184ZM188 123V122H187ZM4 124V122H3ZM6 124V123H5ZM9 124V123H8ZM11 124V123H10ZM121 124H124L121 123ZM137 124V123H136ZM148 124V123H147ZM171 124V123H170ZM65 125V124H64ZM74 125V123H73ZM76 125V124H75ZM84 125V122L82 123V126ZM92 125V124H91ZM95 125V124H94ZM92 125V127L94 126ZM107 125V124H106ZM117 125V123H116ZM130 125V124H129ZM142 125V124H141ZM145 125V124H143ZM151 125V124H150ZM149 125V126H150ZM163 125V124H162ZM185 125V124H184ZM187 125V124H186ZM8 126V125H7ZM79 126V125H78ZM104 128H105V125H103ZM136 126V125H135ZM200 126V125H199ZM9 127V126H8ZM77 127V126H75ZM98 127V126H97ZM132 127V125H131ZM130 127V128H131ZM174 127V126H172ZM4 128V126H3ZM13 128V127H12ZM66 128V126H65ZM73 128V127H72ZM80 128H83V127H80ZM102 128V129H104ZM120 128V127H119ZM124 128V127H123ZM129 128V127H128ZM135 127L133 126V129ZM193 128V127H192ZM197 128V127H196ZM76 129V128H75ZM89 129V127H88ZM110 129V127H108V130ZM132 129V130H133ZM137 129V128H136ZM200 129V128H198ZM87 130V129H86ZM171 130V129H170ZM195 130V129H194ZM193 129L190 128V133L191 134V131H194ZM201 130V129H200ZM3 131V130H2ZM71 131V130H69ZM88 131V130H87ZM100 131V130H98ZM125 131V130H124ZM172 131V130H171ZM189 131V130H187ZM197 131V130H195ZM204 131V130H203ZM256 131V130H255ZM72 134H73V130L71 131ZM126 132V131H125ZM132 132V131H131ZM152 132V131H151ZM169 132V131H168ZM141 133V132H140ZM146 133V131H145ZM170 133V132H169ZM186 132V136L188 134ZM193 133V132H192ZM198 133H202V132H199L198 130ZM243 133V131H242ZM79 134V133H78ZM121 134V133H120ZM168 134V133H167ZM189 134V135H190ZM195 134V133H194ZM214 134V133H213ZM74 135V134H73ZM85 135V134H84ZM187 136V141L186 143H190L191 144V141L194 142L193 140H191V137L194 138L193 134H191V137L190 136ZM197 134H195L196 136ZM146 136V135H145ZM160 136V135H159ZM182 136V135H181ZM200 136V135H199ZM215 136V135H214ZM102 137V138H101ZM122 137V136H121ZM140 137V136H139ZM152 137V136H151ZM177 137V136H176ZM174 138L173 140H170V144H173L174 146V143H177L180 139L182 140V138L180 137H177V138ZM185 137V136H184ZM218 137V135H217ZM220 137V136H219ZM127 138V137H126ZM173 138V137H172ZM171 138V139H172ZM227 138V137H226ZM200 139V137H199ZM225 139V138H224ZM80 140V139H79ZM103 140L106 142V144H104L105 146L101 145ZM140 140V139H139ZM159 141V139H157ZM126 141V139H125ZM128 142V141H127ZM183 142V140H182ZM181 142V143H182ZM196 142V141H195ZM185 143V144H186ZM187 143V144H188ZM264 143V142H263ZM122 144V143H121ZM124 144V143H123ZM129 144V143H128ZM127 144V145H128ZM160 144V143H159ZM180 144V143H179ZM184 144V146H185ZM189 144V145H190ZM193 144V143H192ZM169 145V144H168ZM176 145V144H175ZM119 146V145H118ZM117 146V147H118ZM129 146V145H128ZM152 146V145H151ZM173 146H172V149L173 150ZM181 146V145H180ZM183 146V147H184ZM196 146V144H195ZM126 147V146H125ZM156 147V146H155ZM162 147V146H161ZM192 147V145H191ZM182 148V147H181ZM186 148H187V145H186ZM126 149V148H124ZM194 149V147H193ZM118 150V149H116ZM162 150V149H161ZM160 150V159L161 157L162 160L165 159L164 156H167L165 154L166 151L168 150L166 149L165 151H161ZM150 151V150H149ZM118 152V151H116ZM137 152V151H136ZM174 152V156H181V155H175V151ZM179 152V151H177ZM176 152V154H177ZM118 154V153H117ZM146 154V153H145ZM156 154V153H155ZM170 154V153H169ZM168 154V155H169ZM126 155V153H125ZM190 155V154H189ZM234 152H229V154L227 153V156H226V159L224 158V160H226V162L229 160V162H231L233 159ZM2 156V155H1ZM144 156V155H143ZM142 156V157H143ZM35 158V161H36V164L38 165H31L33 164L32 161H31V164H29V160L30 158ZM141 157V156H140ZM169 157V156H168ZM31 158V159H32ZM125 158V157H124ZM150 158V157H149ZM171 158V157H170ZM180 158V157H179ZM186 158V157H185ZM142 159V158H140ZM144 159V158H143ZM167 159V158H166ZM165 159V160H166ZM177 160V159H176ZM183 160V159H182ZM181 160L180 163H182L183 161ZM190 160V159H189ZM196 160V158L194 159ZM231 160V161H230ZM1 161V160H0ZM34 161V160H33ZM34 161V162H35ZM119 161V160H118ZM117 161V162H118ZM121 161V160H120ZM137 160H135L136 162ZM157 161V160H156ZM164 161V160H163ZM178 161V160H177ZM176 161V162H177ZM180 161V160H179ZM188 161V159H187ZM241 161V160H240ZM3 162H0V165L2 166ZM38 162V163H37ZM129 162V161H128ZM141 162V161H140ZM155 162V161H154ZM9 163V164H8ZM17 163V164H18ZM156 163V162H155ZM166 163V162H165ZM168 163V161H167ZM178 163V162H177ZM185 163H188V162H185ZM190 163V161H189ZM242 163V162H241ZM132 164V163H131ZM138 164V163H137ZM146 164V163H145ZM170 164V163H169ZM174 163L172 160H171V165H170V169H173L174 170V167L177 166V164L174 166ZM208 164V163H207ZM240 164V163H238ZM92 165V164H91ZM124 165V164H123ZM128 165V164H127ZM134 165V164H133ZM139 165V164H138ZM147 165V164H146ZM188 165V164H187ZM187 165H185L186 167H188ZM197 165V164H196ZM229 165V164H228ZM243 165V163H242ZM6 166V165H5ZM10 166V165H9ZM20 166V165H19ZM40 166V167H41ZM95 166V165H94ZM135 166V165H134ZM143 166V165H142ZM155 166V165H154ZM162 166V165H161ZM245 166V165H244ZM91 167V168H90ZM124 167V166H123ZM136 167V166H135ZM141 167V166H140ZM152 167V166H151ZM150 167V168H151ZM179 167V169L181 168L180 166H177ZM191 168V166H189ZM207 167V165H206ZM242 167V166H240ZM96 168V167H95ZM134 168V167H133ZM131 168V169H133ZM149 168V167H148ZM156 168V167H155ZM42 169H44L42 167ZM99 169V168H98ZM124 169V168H123ZM143 169V168H141ZM164 169V168H162ZM166 169V168H165ZM177 169V170H179ZM194 169V168H193ZM197 169V168H196ZM14 170V172L11 173V171ZM18 170V167L16 169V172H20V171H17ZM96 170V169H95ZM103 170V169H102ZM149 170V169H148ZM188 170V168L186 169ZM244 170V169H243ZM1 171V170H0ZM143 171V170H142ZM145 171V170H144ZM151 171V170H150ZM190 172L188 173V178L186 176V179L187 180H192V181H195L196 176H197V173L195 175L194 171L196 172V170H192V168L189 170ZM7 172V173H6ZM21 172V173H22ZM37 172V171H36ZM114 172V171H113ZM129 172L128 171H122L120 172L119 174V180L120 182H124L125 184H127L128 186L131 185L129 184V182H131V175L130 173H127ZM152 172V171H151ZM160 172H162L160 170ZM164 172V170H163ZM183 172V171H182ZM187 172V171H186ZM199 172V170H198ZM206 172V171H205ZM210 172V171H209ZM224 172H227V171H224ZM95 173V172H94ZM107 173V174H108ZM119 173V172H118ZM138 173V171H137ZM184 173V172H183ZM7 174V175H6ZM23 174V173H22ZM25 174V173H24ZM113 174V173H111ZM150 174V172H149ZM163 173H161L162 175ZM180 174V173H179ZM186 174V173H185ZM185 174H183L185 176ZM200 174V173H199ZM202 174V173H201ZM200 174V175H201ZM228 174V172L226 173V175ZM251 174V173H250ZM18 175V174H17ZM26 175V174H25ZM33 175V174H32ZM106 175V174H105ZM130 175V177L128 176ZM139 175V174H138ZM143 175V174H142ZM141 175V176H142ZM152 175V173H151ZM169 175V174H168ZM171 175V174H170ZM198 175V176H200ZM225 175V174H224ZM29 176V174H28ZM36 175H34L35 177ZM91 176V175H90ZM91 176V177H92ZM97 176V175H96ZM145 176V175H144ZM147 176V175H146ZM145 176V177H146ZM182 176V174H181ZM197 176V177H198ZM203 176V174H202ZM228 176V175H227ZM26 177V176H25ZM23 177V179L27 180L28 178L30 179V177ZM34 177L32 178V180L34 179ZM38 177V176H37ZM100 177V176H99ZM105 177V176H104ZM103 177V178H104ZM108 177V176H107ZM107 177H105V180H107L108 182H113L115 180L113 179H108ZM161 177V176H160ZM168 177V176H167ZM166 177V178H167ZM174 177V176H173ZM183 177V176H182ZM250 177V176H249ZM13 178H16V175L15 177ZM10 181L11 183H9V187L12 189H9L11 191H15L16 195H18L19 197V194L21 195L22 191H25L24 190V186H27L29 185V183L24 184L26 182H29L30 181V184H31V180H27L26 182H19L18 180L20 179H17L19 177H17L16 179H13ZM22 178V177H20ZM94 178V177H93ZM107 178V179H106ZM140 178V177H139ZM181 178V177H180ZM204 178V177H203ZM208 177H206L207 179ZM226 178V177H225ZM232 178V177H231ZM247 178V177H246ZM254 178V176H253ZM256 178V177H255ZM38 179V183H39V180ZM99 179V178H98ZM165 179V178H164ZM172 179V178H171ZM182 179V178H181ZM185 179V178H184ZM205 179V180H206ZM227 179H230L227 177ZM237 179V178H235ZM257 179V178H256ZM255 179V181H256ZM10 179H8L7 181H9ZM22 180V179H21ZM20 180V181H21ZM22 180V181H24ZM42 180V179H41ZM49 180V181H48ZM81 180V178L79 179ZM104 180V181H105ZM145 180V178H144ZM170 180V179H169ZM183 180V179H182ZM189 180V182H190ZM203 180V179H202ZM209 180V179H208ZM233 180V179H232ZM239 180V179H238ZM1 181V180H0ZM35 183L36 182V178L34 179ZM33 181V182H34ZM106 181V182H107ZM134 181V180H133ZM136 181V180H135ZM153 181V180H151ZM191 181V182H192ZM231 181V180H230ZM237 182V180H235ZM252 181V180H251ZM6 182V180H4V183ZM32 182V184H33ZM40 182H43V181H40ZM82 182V181H81ZM121 182V183H122ZM171 182V181H170ZM185 182V181H183ZM207 182V180H206ZM21 183L23 185H21ZM34 183V184H35ZM93 183V182H92ZM103 183V182H102ZM115 183V182H114ZM111 184L112 185H114ZM119 183V182H118ZM134 182H132L133 184ZM138 183V182H137ZM150 183V182H149ZM180 183V182H179ZM178 183V184H179ZM203 183V182H202ZM208 183V182H207ZM264 183V181H263ZM7 184V182L5 183ZM4 184V186H5ZM41 184V183H39ZM38 184V185H39ZM81 184V183H80ZM101 184V182H100ZM99 184V185H100ZM105 184V183H104ZM102 184V185H104ZM107 184V183H106ZM170 184V183H168ZM184 184V183H183ZM3 185V184H2ZM71 185V184H70ZM96 185V184H95ZM101 185V186H102ZM119 185V184H118ZM139 185V184H138ZM137 185V187H138ZM152 185V184H151ZM156 185V184H155ZM206 185V184H205ZM204 184L202 185L205 186ZM82 186V185H81ZM92 186V185H91ZM100 186V188H101ZM105 186V185H104ZM110 186V185H107V187ZM116 186V185H115ZM136 186V185H135ZM141 186V185H140ZM158 186V185H157ZM173 186V184H172ZM187 186V185H186ZM189 186V184H188ZM194 186H196L194 184ZM262 186V185H261ZM264 186V184H263ZM7 187V189L9 188ZM26 187V188H27ZM37 187V186H35ZM35 187L33 190H35ZM95 187V186H94ZM93 187V188H94ZM106 187V186H105ZM131 187V186H130ZM137 187H134V188H137ZM150 187V185L148 186ZM171 187V186H170ZM174 187V186H173ZM197 187V186H196ZM209 187V186H208ZM241 187V186H240ZM6 188V186H5ZM28 188H31V187H28ZM49 188V190H48ZM65 188V189H64ZM92 188V189H93ZM115 188V187H114ZM122 188V187H121ZM181 188V187H180ZM189 188V189H188ZM187 189L190 191V187H188ZM4 189V188H3ZM2 189V190H3ZM45 189V190H46ZM56 189V190H55ZM71 189V190H72ZM142 189V188H141ZM173 189V188H172ZM211 189V188H210ZM244 189V188H242ZM28 190V189H27ZM29 190H32V189H29ZM59 190V191H58ZM84 190V191H85ZM89 190V189H88ZM102 190V189H101ZM136 190V189H135ZM264 190V189H262ZM4 191V190H3ZM36 191V190H35ZM39 191V190H37ZM90 191V192H89ZM88 193H91L92 190H89ZM145 191V190H144ZM152 191V190H150ZM198 191V190H197ZM205 191V188L204 190ZM244 191V190H243ZM15 192H12L11 195H15L14 193ZM26 192V191H25ZM29 192V191H27ZM40 192V191H39ZM66 192V191H64ZM94 192V191H93ZM103 192V190H102ZM124 190H122L121 193H123ZM155 192V191H154ZM184 192V191H183ZM194 192V191H193ZM247 192V191H246ZM3 193H6L3 192ZM8 193V191H7ZM6 193V194H7ZM34 193V192H33ZM62 193V192H61ZM151 193V192H150ZM153 193V192H152ZM175 193V192H174ZM187 193V192H186ZM185 193V194H186ZM205 193V192H204ZM211 193V192H210ZM5 194V195H6ZM25 195V193H22ZM54 194V193H53ZM71 194H72V191H71ZM112 194V193H111ZM114 194V193H113ZM116 194V193H115ZM149 194V193H148ZM155 194V193H154ZM163 194V193H162ZM177 194V193H176ZM180 194V193H179ZM202 194V193H201ZM4 195V196H5ZM16 195L14 197H16ZM32 195V194H31ZM35 195V199H36V194H33V196ZM63 195V194H62ZM105 195V194H104ZM107 195V194H106ZM105 195V196H106ZM137 195V194H136ZM139 195V194H138ZM175 195V194H173ZM2 196V195H1ZM0 196V197H1ZM9 196V195H8ZM7 196V198H8ZM33 196H32V202L34 203L36 200L33 199ZM61 196V195H60ZM66 196V195H65ZM64 196V197H65ZM92 196V195H91ZM108 196V195H107ZM142 196V195H141ZM146 196V194H145ZM177 196V195H176ZM17 197V198H18ZM21 197V196H20ZM18 198V199H21V200H26L25 198L22 199L23 197L21 198ZM31 197V196H30ZM29 196L27 198H30ZM38 197V196H37ZM42 197V196H40ZM52 198L53 197H57V195H53L51 196ZM49 197V198H51ZM59 197V195H58ZM64 197H60V199H66ZM72 197V196H71ZM77 197V196H76ZM75 197V198H76ZM116 197V196H114ZM124 197L122 194L121 196L118 197V199L120 201H124L123 198ZM128 197V196H127ZM140 197V196H139ZM184 197V196H183ZM190 197V196H189ZM200 197V195H199ZM5 198V197H3ZM2 198V199H3ZM45 198V197H43ZM81 198V197H80ZM83 198V197H82ZM87 198V196L85 197ZM95 198V197H94ZM143 198V197H142ZM181 198V197H180ZM185 198V197H184ZM201 198V197H200ZM210 198V197H209ZM47 199V198H46ZM57 199V198H56ZM60 199L58 198L57 201L58 202H61ZM93 199V198H92ZM92 199H88L87 198V201L86 199L84 201H86V207L82 205V208H87L91 211H93V213H96L95 215H98L100 221L102 224H105L107 221H110V218L107 220V214L105 212H103L104 210L102 209L101 210V207L100 204L98 206V204H95V202L92 200ZM108 199V197H107ZM117 199V203L119 202V200ZM165 199V198H164ZM178 199V197H177ZM188 199V197H187ZM186 199V200H187ZM9 200V199H8ZM14 200V199H13ZM30 200V199H29ZM27 201L26 202H30V201ZM35 200V201H33ZM40 200V198H39ZM51 200V199H50ZM55 200V198H54ZM62 200V201H64ZM99 200V198H98ZM110 200V198H109ZM137 200L135 198V196H133L130 200V204L135 206L137 205ZM143 200V199H142ZM146 200V199H145ZM45 201V200H44ZM82 201V200H81ZM152 201V200H150ZM167 201V200H166ZM192 201V200H191ZM11 202V201H10ZM10 202L8 203L10 205ZM31 202L30 203H24L23 201L21 202L20 200H16L13 202V206L11 210H14V213H15V209H16V214L12 215V212H11V215L14 217V216H18V213L20 214V211H26L30 208V206L33 204ZM50 202V201H48ZM56 202V203H58ZM76 202V201H75ZM98 202V201H97ZM102 202V201H101ZM115 202V201H114ZM113 202V203H114ZM126 202V201H125ZM125 202L123 204H125ZM142 202V201H141ZM149 202V201H148ZM54 203V202H53ZM73 203V202H72ZM77 203H81V202H77ZM84 203V202H83ZM108 203V202H107ZM116 203V202H115ZM120 203V202H119ZM163 202H160L159 204H161ZM190 203V202H189ZM189 203L186 205L188 206ZM192 203V202H191ZM205 203V202H204ZM5 203V205H7L9 207V205ZM30 205L27 207H29L27 210H24L25 208L22 207L20 209V207L23 205ZM37 204V203H36ZM59 204V203H58ZM57 204V206H58ZM110 204V202L108 203ZM122 204V205H123ZM127 204V203H126ZM152 204V203H151ZM165 204V203H164ZM4 203H3V206H5ZM42 205V204H41ZM61 206H63V203L61 202L60 204ZM119 205V204H118ZM128 205V204H127ZM140 205V204H139ZM137 205V206H139ZM150 205V204H149ZM201 205V204H200ZM206 205V204H205ZM7 206L6 209L8 208ZM35 207V205H33ZM39 206V205H38ZM60 206V207H61ZM158 206V205H157ZM162 206V204L160 205ZM199 206V205H198ZM26 207V208H27ZM51 207V206H50ZM65 207V206H64ZM123 209H124V205L122 206ZM128 207V206H127ZM142 207V206H141ZM147 207H148V204H147ZM155 207V206H154ZM175 207V206H174ZM185 207V206H184ZM196 207V206H195ZM1 208V207H0ZM4 208V207H3ZM11 208V207H9ZM80 208V209H82ZM103 208V207H102ZM112 208V207H111ZM138 209V207H136ZM150 208V207H149ZM158 208V207H157ZM167 208V207H166ZM190 208V207H189ZM19 209V210H18ZM32 209V207H31ZM36 209V208H34ZM39 209V207H38ZM107 209V208H106ZM116 209V208H115ZM128 209V208H127ZM8 210V209H7ZM41 210V209H40ZM47 210V209H46ZM63 210V209H62ZM112 210V209H111ZM120 210L121 209H117L115 211V214H120ZM152 210V209H151ZM159 210V209H158ZM164 210H167V209H164ZM9 213H10V210H8ZM7 211V213H8ZM22 211V212H23ZM30 211V210H29ZM33 211V209H32ZM54 211V210H53ZM85 211V209H84ZM113 211V210H112ZM125 211V210H123ZM136 211V210H134ZM139 211V210H138ZM150 211V210H149ZM163 211V210H162ZM2 212H6V211H2ZM0 211V213H2ZM25 212V213H26ZM34 212H37L36 210ZM39 212V211H38ZM81 212V210H80ZM147 212V211H146ZM152 212V211H151ZM262 212V211H261ZM3 213V214H4ZM6 213V214H7ZM24 213V214H25ZM33 213V212H32ZM50 213V212H49ZM56 213V212H55ZM62 213V212H61ZM79 213V212H78ZM82 213V212H81ZM127 213V212H126ZM4 214V215H6ZM34 214V213H33ZM83 214V213H82ZM110 215H112V213L110 212L109 213ZM147 214H149V212H147ZM163 214V213H162ZM186 214V213H185ZM190 214V213H189ZM2 215V214H1ZM0 215V216H1ZM8 216H10V214H7ZM6 215V218L8 217ZM30 215V213H29ZM47 215V214H46ZM88 215V214H87ZM114 215V214H113ZM113 215H112V219L113 218ZM10 216V217H12ZM23 216V215H22ZM28 217V215H26ZM31 216H33L31 214ZM30 216V217H31ZM81 216V215H80ZM109 216V215H108ZM120 217L122 216L119 215ZM124 216V215H123ZM131 216V215H130ZM2 217V216H1ZM9 217V218H10ZM26 217V218H27ZM84 217V215H83ZM117 217V216H116ZM128 217V216H127ZM153 217V216H152ZM151 217V218H152ZM5 218V217H4ZM3 218V219H4ZM21 218V217H20ZM24 218V216L22 217ZM34 218V217H33ZM37 218V217H36ZM46 218V217H45ZM55 218V217H54ZM155 218V217H154ZM173 218V217H172ZM11 219V218H10ZM9 219V220H10ZM18 219V217H17ZM31 219V218H30ZM42 219V218H41ZM60 219V218H59ZM94 219V217H93ZM117 219V218H116ZM123 219V218H122ZM122 219L120 218L119 221H118V225L122 226ZM149 219V217H148ZM7 220V219H6ZM4 219V221H6ZM12 220H15L14 218ZM27 220V219H26ZM29 220V219H28ZM39 220V219H38ZM48 220V218H47ZM144 220V219H143ZM17 221V220H16ZM22 221V220H21ZM32 222L34 220H31ZM30 221V223H31ZM188 221V220H187ZM1 222V220H0ZM7 222V221H6ZM10 222V221H9ZM8 222V223H9ZM12 222V221H11ZM15 222V221H13ZM26 222V221H25ZM29 222V221H28ZM36 222V221H35ZM45 221H43L44 223ZM123 222L124 219H123ZM30 223L29 224V227H30ZM55 223V222H54ZM75 223V222H74ZM108 223V222H107ZM135 224H133V228L135 229V232L137 229V225L138 223L134 222ZM140 223V221H139ZM144 223V221H143ZM159 223V222H158ZM1 224V223H0ZM7 225V223H5ZM10 224V223H9ZM17 224V223H16ZM39 224V223H38ZM49 224V223H48ZM76 224V223H75ZM96 224V223H95ZM124 224V223H123ZM3 225V223H2ZM2 225H0V232L1 233H4L5 234V228L2 227ZM15 225V224H14ZM106 225V224H105ZM108 225H110V223H108ZM125 225V224H124ZM135 225V226H134ZM16 226V225H15ZM19 226V225H18ZM22 226V224L20 225ZM51 226V225H50ZM96 226V225H95ZM104 226V225H102ZM141 226V225H140ZM162 226V225H161ZM11 227V226H10ZM23 227V226H22ZM21 227V229H22ZM27 227V226H26ZM38 227V226H37ZM75 227V226H74ZM107 227V226H106ZM126 227V226H125ZM13 226L10 228L12 229ZM17 228V227H16ZM32 228V226H31ZM45 228V227H43ZM132 228V229H133ZM161 228V227H159ZM27 229V228H26ZM42 229V228H41ZM60 229V228H59ZM162 229V228H161ZM160 229V230H161ZM164 229V228H163ZM187 229L189 230L190 229V224L188 223V227ZM192 229V227H191ZM20 230V229H19ZM30 230V228H29ZM33 230V229H32ZM44 230V229H42ZM159 230V229H158ZM165 230V229H164ZM9 231V230H8ZM12 231V230H11ZM22 231V230H21ZM24 231V230H23ZM26 231V230H25ZM59 231V230H58ZM104 231V230H103ZM102 231V232H103ZM106 231V230H105ZM132 231V230H131ZM157 231V230H156ZM15 232V231H14ZM128 232H130L129 228L125 230H121V232L119 233L120 235V241L123 240L124 237H126L128 235ZM162 232V231H161ZM8 233V232H7ZM26 233V232H25ZM53 233V232H52ZM10 234V233H9ZM15 234V233H14ZM18 234V233H17ZM20 234V232H19ZM22 234V232H21ZM24 234V233H23ZM28 234V233H26ZM25 234V235H26ZM51 234V233H50ZM137 234V233H136ZM1 235V234H0ZM16 235V234H15ZM41 235V234H40ZM71 235V234H70ZM130 235V234H129ZM23 236V235H22ZM31 236V235H30ZM107 236V235H106ZM140 236V234H139ZM181 236V235H180ZM17 237V236H16ZM20 237V236H19ZM50 237V236H49ZM108 237V236H107ZM114 237V236H113ZM147 237V236H146ZM155 237V236H154ZM183 237V235H182ZM181 237V239H183ZM192 237V236H191ZM1 238V237H0ZM5 238H8V237H5ZM76 238V237H75ZM74 238V239H75ZM117 238V237H116ZM129 238V237H128ZM168 238V237H167ZM198 238V237H197ZM10 238H8L9 240ZM33 239V238H32ZM35 239V238H34ZM126 239V238H125ZM143 239V238H142ZM151 239V238H150ZM195 239V237H194ZM193 239V241H194ZM5 240V239H4ZM3 240V241H4ZM111 240H113V238H111ZM158 240V239H156ZM163 240V238H162ZM191 240V239H190ZM198 240V239H197ZM2 241V242H3ZM22 241V240H21ZM47 241V240H46ZM155 241V240H154ZM182 241V240H181ZM61 242V241H60ZM71 242V241H70ZM112 242V241H111ZM156 242V241H155ZM33 243V242H32ZM144 243V242H143ZM9 244V242H8ZM29 244V243H28ZM71 244V243H70ZM138 244V243H137ZM153 244V243H152ZM180 244V242H179ZM12 245V244H11ZM106 245V244H105ZM132 245V244H131ZM166 245V244H165ZM21 246V245H20ZM147 246V245H146ZM184 246V245H183ZM181 246V247H183ZM9 247V246H8ZM180 247V248H181ZM187 248V246H186ZM54 249V248H53ZM149 249V248H148ZM150 249H151V246H150ZM10 250V249H9ZM13 250V248H12ZM78 250V249H77ZM191 252H192V256L195 257V263L196 264H218L217 261L215 259H213L214 261H209V256L206 254V252L202 249H200L199 247L195 246L194 244H191V248H190ZM1 251V250H0ZM74 251V250H73ZM72 251V252H73ZM80 252V251H79ZM181 252V251H180ZM186 252V251H185ZM189 252V251H188ZM69 253V252H68ZM78 253V251H77ZM178 253V252H177ZM65 254V253H64ZM110 254V253H109ZM184 254V253H183ZM181 254V255H183ZM186 255V254H184ZM45 256V255H43ZM79 256V255H78ZM190 257V256H189ZM1 258V257H0ZM13 258V257H12ZM32 258V257H31ZM211 258V257H210ZM227 260V259H226ZM34 261V260H33ZM49 261V260H48ZM55 261V259H54ZM79 261V260H78ZM77 261V262H78ZM109 261V260H108ZM91 263V262H89ZM88 263V264H89ZM229 263V262H228ZM109 264V263H108ZM141 264V263H139ZM240 264H248L246 261H243L241 262ZM250 264V263H249Z\"/></svg>",
  "mask_w": 264,
  "mask_h": 264
}]
</instances>
